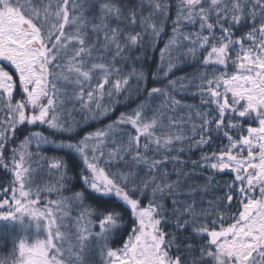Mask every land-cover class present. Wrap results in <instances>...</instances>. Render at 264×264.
I'll return each mask as SVG.
<instances>
[{
  "label": "snow or ice",
  "instance_id": "6c2138e0",
  "mask_svg": "<svg viewBox=\"0 0 264 264\" xmlns=\"http://www.w3.org/2000/svg\"><path fill=\"white\" fill-rule=\"evenodd\" d=\"M0 170L10 264H264V0H0Z\"/></svg>",
  "mask_w": 264,
  "mask_h": 264
},
{
  "label": "trees",
  "instance_id": "16d2710c",
  "mask_svg": "<svg viewBox=\"0 0 264 264\" xmlns=\"http://www.w3.org/2000/svg\"><path fill=\"white\" fill-rule=\"evenodd\" d=\"M191 30V29H189ZM164 33L162 34L159 41L155 45V51L151 52L148 56V66L152 69H155L156 66L160 63V51L164 49L165 43L167 42L170 34H171V21L169 20L168 24L165 26ZM173 58H178V63L182 65V70L175 73L176 76H183L185 74L194 73L198 65L191 61L188 57L182 55V50L178 52H174ZM167 59V54L165 56ZM180 98V97H177ZM186 103L189 104H199V99L192 96H187L184 98ZM119 111H123V109H119L115 114L112 115L111 119L107 117H97V119L92 120L88 119L87 121H82L81 114H74L75 120L81 121V123L90 124L91 127H88V131H95L97 128H103L106 124L111 123L113 119L119 114ZM38 131L44 133L45 136H48L50 140L56 141V145L60 143V141H64L65 143H72L74 141H70L67 137L60 135L57 133L56 135H52L50 130H46L44 126H40ZM56 145L46 144L42 145L39 149V153L42 156H46L49 158H59L67 162L71 172L69 173L71 176L75 177L76 172L78 170V157H75L74 154H70L67 150H61ZM193 158L196 157L197 153H193ZM43 166V170L39 172L38 179L43 182H50L55 184L59 173L55 170H49L44 161L40 162ZM10 177L3 171L0 170V184L6 183ZM71 192L65 191L62 194L64 196H70L72 192H79L83 190V185L78 182H73L70 186ZM57 195L53 194L48 196L47 199H57ZM210 198V197H209ZM79 207L73 202L71 207V219L74 220L77 212L79 211ZM71 221V220H70ZM23 235L21 231V226L18 223L11 221H0V262H9L12 259V250H13V240L17 237ZM30 236H35V229L32 228L29 230ZM40 238H43V234H41Z\"/></svg>",
  "mask_w": 264,
  "mask_h": 264
},
{
  "label": "rangeland",
  "instance_id": "374dc122",
  "mask_svg": "<svg viewBox=\"0 0 264 264\" xmlns=\"http://www.w3.org/2000/svg\"><path fill=\"white\" fill-rule=\"evenodd\" d=\"M68 222H69V223H71V221H70V220H69Z\"/></svg>",
  "mask_w": 264,
  "mask_h": 264
}]
</instances>
